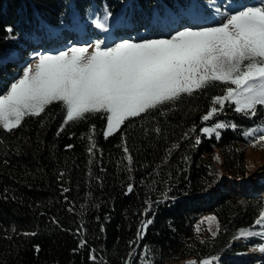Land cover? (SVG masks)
<instances>
[{"label": "trees", "instance_id": "obj_1", "mask_svg": "<svg viewBox=\"0 0 264 264\" xmlns=\"http://www.w3.org/2000/svg\"><path fill=\"white\" fill-rule=\"evenodd\" d=\"M249 1L216 0V5L233 11ZM105 7L113 15L102 31L91 19L102 16ZM194 7L201 11L197 16ZM209 12L215 10L207 0H0V55L14 51L0 58V94L20 76L24 66L18 62L28 51L106 35L161 36L159 20L174 32ZM223 88L217 82L182 94L174 103L129 118L107 139L100 113L86 114L60 131L65 115L60 102L38 117H26L11 132L0 129V264H125L132 252L133 264H140L145 246L153 264L217 254L224 257L214 264H254L225 256L247 250L240 244L231 249L230 243L239 230L255 226L264 205L262 198L242 199L237 191L249 172L238 145L246 142L248 128L264 123V106L246 116L228 104L207 124L224 121L236 128L220 129L219 139L206 136L199 131L206 124L201 116ZM215 150L222 157L220 167L214 164ZM205 213L217 218L215 237L197 231ZM148 219L153 222L137 242V231Z\"/></svg>", "mask_w": 264, "mask_h": 264}, {"label": "snow or ice", "instance_id": "obj_2", "mask_svg": "<svg viewBox=\"0 0 264 264\" xmlns=\"http://www.w3.org/2000/svg\"><path fill=\"white\" fill-rule=\"evenodd\" d=\"M207 3L222 20L215 26L185 27L169 38L121 39L107 47H102L103 42L97 40L94 45H72L55 54H33L35 62L27 64L19 79L0 94V129L11 132L26 117H38L47 106L60 102L65 110L60 131L68 123L84 119L86 114L100 113L106 118L103 135L107 139L129 118L174 103L182 94L193 95L217 82L224 85L223 94L212 97L211 106L201 116L203 122L214 121L228 104H233L237 113L255 116L258 106H264V0L259 6H242L233 11L221 10L216 0H207ZM112 15L105 7L103 15L91 19V23L107 31ZM7 30L11 32L10 28ZM226 127L236 128V125L216 121L199 131L219 139V129ZM258 132L261 128L244 133L253 148L264 146V132L257 135ZM90 133H95V126ZM200 142L197 136L195 144ZM94 147L93 143L88 148L90 154ZM124 151L127 153L128 149L125 147ZM125 158L131 163V156ZM214 158L218 160L219 156ZM132 190L129 184L128 192ZM204 220L210 225L216 222L215 216ZM152 222L148 219L141 223L137 242ZM254 224L264 229V209ZM208 230L216 236L211 227ZM256 234L240 230L237 238ZM260 234L264 235V231ZM86 243L81 239L80 247ZM36 250L39 251L38 246ZM260 250L264 251V246ZM135 255V252L129 253L125 264H133ZM89 259L95 261L96 257L90 255ZM139 259L140 264H153L147 246ZM217 259L211 256L187 264H214Z\"/></svg>", "mask_w": 264, "mask_h": 264}, {"label": "rangeland", "instance_id": "obj_3", "mask_svg": "<svg viewBox=\"0 0 264 264\" xmlns=\"http://www.w3.org/2000/svg\"><path fill=\"white\" fill-rule=\"evenodd\" d=\"M261 3V0H258V3L252 5V6H259V4ZM197 7H194L193 12H194V16H197L199 14V12L201 11H197L196 12ZM239 9V8H237ZM224 10V9H221ZM236 10V9H234ZM229 11V10H228ZM206 17L208 19V21H210V24L207 26H215L216 24L222 22L221 18L217 15L216 12H209L208 14H206ZM202 18H200L199 20H201ZM213 23V24H212ZM165 20H159L158 22V26L160 28H164V31L168 34L169 32L167 31V27L165 26ZM185 27H204V25H190L186 24L183 27H177L174 28V30H181L182 28ZM79 30H77L78 32ZM169 35H161V36H153L150 35L148 36H140L138 35L137 37L132 38L133 40H139V39H158V38H169ZM128 39V37H119L118 39L115 40L114 43L110 44V40H112L111 36H105L101 41L103 42L102 47H107V46H114L115 43H118L121 39ZM96 41L90 42L89 44H83V43H78L76 44L77 46H86V45H94ZM72 44L74 43H68L67 46L64 49H48L46 52H44L43 50H40V53H52L55 54L59 51L62 50H66L68 47L72 46ZM91 48H89V52H91ZM14 52L11 49H8L4 52V54L0 55V58L3 60V58L8 55L9 53ZM32 54V51H28L26 54V57L21 61L18 62L19 66L20 65H24V67L29 64V63H34L35 62V57H30ZM4 56V57H3ZM23 67V68H24ZM23 68H22V73H23ZM21 73V75H22ZM20 75V76H21ZM19 76V77H20ZM19 77L17 79H19ZM16 79V80H17ZM6 92V91H5ZM234 106V105H233ZM235 107V106H234ZM210 124H205L202 127L205 126H209ZM264 123L260 124L258 126H252L248 129H252V128H261V132H264ZM106 127V125H105ZM220 131V129H219ZM247 131V130H246ZM261 132H258L257 135L261 134ZM238 149L244 152L245 155V159L247 162V166L249 169L247 178L245 179L244 183H240L242 188L240 190L239 189V194L241 196H244L246 194L249 195H257V196H264V146L262 147H258V148H253L251 147L249 140H247L244 143H241L240 145H238ZM219 156V159H213L214 160V164H216L217 166L220 167V163L222 161V157L220 155V152L218 150H215V154L214 157ZM259 171H262L261 173ZM244 198H246L244 196ZM263 201H264V197H263ZM209 216H215L213 213H205L203 216H201L198 221L196 222V228L198 227L199 230H201L205 235L207 234V236H211V232L208 230L209 227H211L212 231L217 232V218H216V222H213L211 225L206 222L204 220V218L209 217ZM256 226V225H255ZM252 232H256V235H252L249 236L247 238H237L239 236V232L237 233V235L234 237L233 241L230 243L231 249H235L236 246H238L239 244L246 247L247 251L246 252H238L235 253L233 255H231V258H227V256H225L226 259H231L232 261H236L238 262L239 260H244V261H249V262H256L257 264H264V254L261 252L260 250V246H264V235L260 234L262 231H264V229H262L261 226H256L255 228L251 229ZM200 233V231H198ZM216 257L218 258L217 261L220 262L221 259H223L224 255L221 254H217ZM239 259V260H238ZM194 260L192 258H188L182 261H176V262H172L170 264H187L188 261ZM169 264V263H168Z\"/></svg>", "mask_w": 264, "mask_h": 264}, {"label": "bare ground", "instance_id": "obj_4", "mask_svg": "<svg viewBox=\"0 0 264 264\" xmlns=\"http://www.w3.org/2000/svg\"><path fill=\"white\" fill-rule=\"evenodd\" d=\"M260 173L262 172V171H259ZM249 231H252L251 229H248ZM256 233V232H255ZM263 254H264V251H261Z\"/></svg>", "mask_w": 264, "mask_h": 264}]
</instances>
